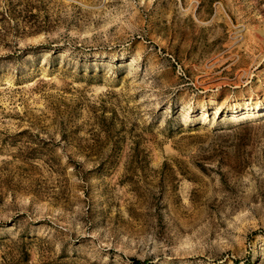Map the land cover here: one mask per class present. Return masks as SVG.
<instances>
[{"label":"rangeland","instance_id":"1","mask_svg":"<svg viewBox=\"0 0 264 264\" xmlns=\"http://www.w3.org/2000/svg\"><path fill=\"white\" fill-rule=\"evenodd\" d=\"M264 264V0H0V264Z\"/></svg>","mask_w":264,"mask_h":264},{"label":"trees","instance_id":"2","mask_svg":"<svg viewBox=\"0 0 264 264\" xmlns=\"http://www.w3.org/2000/svg\"><path fill=\"white\" fill-rule=\"evenodd\" d=\"M132 264H145V263H143V262H140V261H132Z\"/></svg>","mask_w":264,"mask_h":264}]
</instances>
